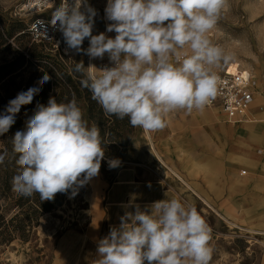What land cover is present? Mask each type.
Listing matches in <instances>:
<instances>
[{
  "label": "rangeland",
  "instance_id": "rangeland-1",
  "mask_svg": "<svg viewBox=\"0 0 264 264\" xmlns=\"http://www.w3.org/2000/svg\"><path fill=\"white\" fill-rule=\"evenodd\" d=\"M88 2L97 10L93 34L105 32L107 0ZM21 3L0 0V112L19 92L37 86L44 73L52 79L0 136V149L12 145L9 137L23 130L36 104H46L52 96L57 102L76 99L89 126L100 130L105 158L99 175L77 195L65 194L61 204L43 213L24 236L0 243V264H96L97 241L118 227L126 212H134V205L144 208L172 198L194 205L211 227L210 264H264V0H227L208 33L213 44L233 57L214 70L231 64L250 73L256 120L233 123L217 107L190 114L177 110L156 132L105 114L84 82L101 71L106 56L91 59L85 52L66 50L62 35L59 48L32 41L25 31L29 15L19 11ZM88 46L86 39L82 47ZM25 47L49 62L50 69L33 64ZM110 159L121 163L110 168ZM125 167L142 170L144 182L132 193L140 203H131L132 197L123 207L109 210L107 189ZM243 168L249 171L247 177L239 174ZM0 203V214L9 218L14 208Z\"/></svg>",
  "mask_w": 264,
  "mask_h": 264
},
{
  "label": "clouds",
  "instance_id": "clouds-1",
  "mask_svg": "<svg viewBox=\"0 0 264 264\" xmlns=\"http://www.w3.org/2000/svg\"><path fill=\"white\" fill-rule=\"evenodd\" d=\"M227 0H107L106 31L93 34L97 10L88 0H62L53 13L67 49L109 65L84 82L105 114L127 118L145 132L163 130L177 110L203 111L217 96L214 69L232 56L208 38ZM115 33L109 36L108 33ZM88 40L87 49L82 47ZM37 86L19 92L0 112V136L9 132ZM99 128L89 126L75 98L37 103L23 130L12 137L17 154L13 191L42 201L78 194L100 172L105 158ZM7 152L0 153V165ZM110 159V168L120 165ZM118 227L97 241L96 264H210L212 229L194 205L178 198L126 212Z\"/></svg>",
  "mask_w": 264,
  "mask_h": 264
},
{
  "label": "built area",
  "instance_id": "built-area-1",
  "mask_svg": "<svg viewBox=\"0 0 264 264\" xmlns=\"http://www.w3.org/2000/svg\"><path fill=\"white\" fill-rule=\"evenodd\" d=\"M61 3L62 0H22L19 11L29 15L25 22V31L32 41L43 45L50 44L54 48L61 47V33L56 30V22L53 19V13ZM105 65H109L107 56L102 68ZM214 71L220 78L218 93L205 108H219L227 121L233 123L255 121L257 111L253 106L250 73L238 65L231 68V64ZM239 174L247 177L249 171L243 168L239 170Z\"/></svg>",
  "mask_w": 264,
  "mask_h": 264
},
{
  "label": "trees",
  "instance_id": "trees-1",
  "mask_svg": "<svg viewBox=\"0 0 264 264\" xmlns=\"http://www.w3.org/2000/svg\"><path fill=\"white\" fill-rule=\"evenodd\" d=\"M24 49L38 68L43 71L50 69V63L39 58L41 55L31 50L30 47ZM11 146L10 143H6V146L0 149V152H7L4 164L0 165V202L14 208L9 218L0 214V243L10 241L17 234L24 236L43 213L60 205L65 196V194L58 193L54 200L42 201L38 193H34L32 196H23L14 192L12 179L17 173L18 165L16 164L17 154L13 152Z\"/></svg>",
  "mask_w": 264,
  "mask_h": 264
},
{
  "label": "crops",
  "instance_id": "crops-1",
  "mask_svg": "<svg viewBox=\"0 0 264 264\" xmlns=\"http://www.w3.org/2000/svg\"><path fill=\"white\" fill-rule=\"evenodd\" d=\"M253 90V89H252ZM142 170L136 167H125L118 170L114 180L107 189V205L110 208H121L132 199V193L137 186L144 182L141 178ZM120 195V196H119ZM140 200L134 199L131 203L136 204ZM123 205V206H122ZM111 206V207H110ZM132 205H130L131 207Z\"/></svg>",
  "mask_w": 264,
  "mask_h": 264
},
{
  "label": "bare ground",
  "instance_id": "bare-ground-1",
  "mask_svg": "<svg viewBox=\"0 0 264 264\" xmlns=\"http://www.w3.org/2000/svg\"><path fill=\"white\" fill-rule=\"evenodd\" d=\"M251 87H252V81H251ZM209 108H211V107H209ZM170 170H171V169H170ZM174 174H175L176 177H178V179H179L180 181H182L183 183H185L186 186H188L192 191H195V190H193V188H192L188 183H186V182L182 179V177H181L179 174H177V173H175V172H174ZM178 179H177V180H178ZM188 187H187V188H188ZM190 189H189V190H190ZM203 199H204V198H203ZM204 200H205V199H204ZM204 203H205V202H204ZM205 204H206V203H205ZM233 225H234V224H233ZM250 231H252V230H250ZM261 233H262V232H261Z\"/></svg>",
  "mask_w": 264,
  "mask_h": 264
}]
</instances>
